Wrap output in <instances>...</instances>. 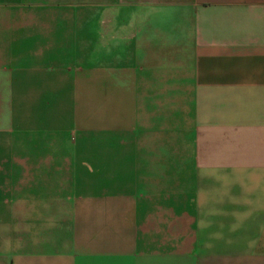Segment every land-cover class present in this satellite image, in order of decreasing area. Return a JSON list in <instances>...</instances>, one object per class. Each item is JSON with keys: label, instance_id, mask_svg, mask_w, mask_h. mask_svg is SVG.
<instances>
[{"label": "crops", "instance_id": "1", "mask_svg": "<svg viewBox=\"0 0 264 264\" xmlns=\"http://www.w3.org/2000/svg\"><path fill=\"white\" fill-rule=\"evenodd\" d=\"M0 264H264V0H0Z\"/></svg>", "mask_w": 264, "mask_h": 264}, {"label": "rangeland", "instance_id": "2", "mask_svg": "<svg viewBox=\"0 0 264 264\" xmlns=\"http://www.w3.org/2000/svg\"><path fill=\"white\" fill-rule=\"evenodd\" d=\"M69 98L73 102H80L84 103L85 105H88L92 110V125L89 126L91 129V133L95 135L97 138L98 134V107H99V94L98 93H89V94H72L69 95ZM204 184L207 185L208 188H210V180L208 178L204 179ZM226 182H220L219 187H218V192H217V199H214V196L211 195L210 189L204 190L205 195H204V201H227L228 195H231L230 193H233L232 191H228L226 188ZM229 193V194H228ZM233 195V194H232ZM237 197V196H236Z\"/></svg>", "mask_w": 264, "mask_h": 264}]
</instances>
